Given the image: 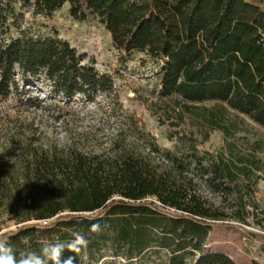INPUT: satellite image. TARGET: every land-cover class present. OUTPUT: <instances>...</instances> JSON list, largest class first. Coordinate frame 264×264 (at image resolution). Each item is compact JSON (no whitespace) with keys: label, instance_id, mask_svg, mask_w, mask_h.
<instances>
[{"label":"trees","instance_id":"1","mask_svg":"<svg viewBox=\"0 0 264 264\" xmlns=\"http://www.w3.org/2000/svg\"><path fill=\"white\" fill-rule=\"evenodd\" d=\"M64 3L73 19L103 25L115 48L159 61L161 97L214 101L264 127V0H33L46 15ZM14 17L11 1L0 0V100L18 93L19 81L40 82L53 95L88 102L114 90L109 75L85 63L84 54L56 33L11 36ZM204 118L211 129L228 133L214 111ZM147 150L142 155L117 141L100 153L24 145L16 166L1 157L0 208L8 207L18 225L4 241L17 260L79 232L87 247L63 253V259L74 256V264H93L104 250L136 261L156 248L167 252L170 264H183L186 255L191 264H236L205 244L213 223L245 222L250 215L256 161L231 153L228 160L209 156L202 163L194 144L171 151L152 143ZM199 181L221 200H233L228 213L207 201ZM17 183L19 209L10 186ZM93 223L101 231H90Z\"/></svg>","mask_w":264,"mask_h":264},{"label":"rangeland","instance_id":"2","mask_svg":"<svg viewBox=\"0 0 264 264\" xmlns=\"http://www.w3.org/2000/svg\"><path fill=\"white\" fill-rule=\"evenodd\" d=\"M15 17L10 19V35L20 31L51 35L56 33L69 42L84 62L112 78L114 90L100 94L88 102L80 96L71 100L53 95L40 82L19 81V92L0 100V158L16 166L17 156L24 145L46 148L73 146L89 153L109 151L113 142L133 148L146 155L155 143L160 149L185 150L194 144L205 163L213 159L228 160L244 155L256 161L260 171L253 185L245 222L233 218L212 224L205 244L207 251L227 254L236 264H264V127L236 112L221 108L214 101L198 104L170 97H161L160 62L142 52L125 53L112 44L106 28L94 20L79 21L68 12V4L46 15L37 10L33 0H10ZM210 111L218 115L228 133L211 129L205 121ZM232 153V154H231ZM154 157V154H151ZM193 161H195L193 159ZM18 167L15 168L17 170ZM195 169L192 170L194 174ZM16 209L21 208L18 193L22 186L10 185ZM198 191L209 203L220 206L226 213L234 205L230 197L221 200L206 184L198 182ZM155 207L162 210L160 205ZM0 208V239L18 226L8 212ZM162 211L175 215L173 210ZM183 264H191L186 255ZM93 264H170L164 249H150L138 260H125L104 250Z\"/></svg>","mask_w":264,"mask_h":264},{"label":"clouds","instance_id":"3","mask_svg":"<svg viewBox=\"0 0 264 264\" xmlns=\"http://www.w3.org/2000/svg\"><path fill=\"white\" fill-rule=\"evenodd\" d=\"M90 231H101V225L93 223ZM72 236L73 239L67 242L46 244L42 247L40 254L35 252H29L26 255L22 254L19 260H17L12 247L3 239H0V264H74V256L63 259L64 251L80 253L82 249L87 247L89 241L79 232L72 233Z\"/></svg>","mask_w":264,"mask_h":264},{"label":"built area","instance_id":"4","mask_svg":"<svg viewBox=\"0 0 264 264\" xmlns=\"http://www.w3.org/2000/svg\"><path fill=\"white\" fill-rule=\"evenodd\" d=\"M149 200H152V201H154L156 204H158V205H161L158 201H156L155 199H151V198H149ZM172 210V209H171Z\"/></svg>","mask_w":264,"mask_h":264}]
</instances>
